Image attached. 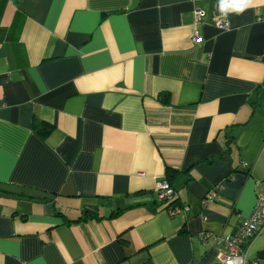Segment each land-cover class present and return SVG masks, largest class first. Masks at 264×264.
<instances>
[{
	"label": "crops",
	"instance_id": "1",
	"mask_svg": "<svg viewBox=\"0 0 264 264\" xmlns=\"http://www.w3.org/2000/svg\"><path fill=\"white\" fill-rule=\"evenodd\" d=\"M217 3L0 0V264L219 260L199 233L264 200V0ZM246 255L264 261V230Z\"/></svg>",
	"mask_w": 264,
	"mask_h": 264
},
{
	"label": "built area",
	"instance_id": "2",
	"mask_svg": "<svg viewBox=\"0 0 264 264\" xmlns=\"http://www.w3.org/2000/svg\"><path fill=\"white\" fill-rule=\"evenodd\" d=\"M196 20L199 21L204 15V10L196 8L194 10ZM218 27L221 29L227 28L226 22L219 21ZM192 40L199 42L201 37L197 31L194 30ZM221 185H216L210 189L204 199L203 205H206L207 201L216 198ZM157 198L162 202H168L175 196L174 187L167 181V179L161 180L156 184ZM166 210L171 216H175L188 210L189 206L168 204L165 206ZM206 219V216H203ZM264 230V200L259 199L249 216L245 217L237 229L233 233H220L215 234L208 230H203L199 233V239L206 245L213 243V245L219 246L222 249L220 258L217 262L212 264H246L247 255L246 250L249 242L258 234ZM254 264H264V261L255 260Z\"/></svg>",
	"mask_w": 264,
	"mask_h": 264
},
{
	"label": "clouds",
	"instance_id": "3",
	"mask_svg": "<svg viewBox=\"0 0 264 264\" xmlns=\"http://www.w3.org/2000/svg\"><path fill=\"white\" fill-rule=\"evenodd\" d=\"M253 4V0H218L217 11L220 16L227 18L229 14L240 15Z\"/></svg>",
	"mask_w": 264,
	"mask_h": 264
},
{
	"label": "trees",
	"instance_id": "4",
	"mask_svg": "<svg viewBox=\"0 0 264 264\" xmlns=\"http://www.w3.org/2000/svg\"><path fill=\"white\" fill-rule=\"evenodd\" d=\"M165 97H167V95H162L160 96V99H164L165 100ZM33 128L34 130L42 137H46L48 136V134L52 131L53 129V125L46 122V121H42V120H39L37 118H35L34 122H33ZM176 172V169L172 168V167H167V173L168 175H171V174H174ZM167 181L172 185L171 181L169 179H167ZM174 198L175 196L168 202H165L166 205L168 204H174Z\"/></svg>",
	"mask_w": 264,
	"mask_h": 264
}]
</instances>
